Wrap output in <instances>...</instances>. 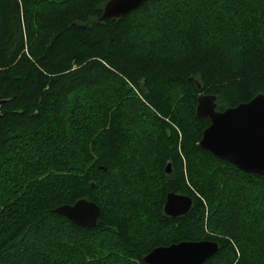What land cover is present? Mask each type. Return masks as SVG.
I'll use <instances>...</instances> for the list:
<instances>
[{"label": "trees", "instance_id": "1", "mask_svg": "<svg viewBox=\"0 0 264 264\" xmlns=\"http://www.w3.org/2000/svg\"><path fill=\"white\" fill-rule=\"evenodd\" d=\"M107 1L68 0L62 6L57 0H43L42 4L38 0H0V264H28L26 257L31 253L47 260L50 245L33 248V237H42L48 219L76 235L71 238L76 249L60 252L59 264H77L78 260L80 264H113L95 257L103 252L116 253L123 264H146L141 257L152 248L182 240L218 243V251L203 264H213L221 256L232 259L228 264H255L258 252L249 236L217 214L212 198L230 178L250 186L255 197L241 199L249 195L237 193L240 201L232 203L242 211L243 221L264 227V210L259 207V217L254 204L264 200V177L241 171L199 147L209 120L198 119L195 106L200 93L214 94L219 111L264 94V8L260 7L264 2L244 0L246 7L233 13L232 27L238 37L231 41L230 50L237 55L232 59L223 48H208L207 53L194 49L187 37L190 33L184 32L209 31L207 11L197 20L184 18L193 27L158 31V18L171 13L163 4L173 0H145L124 17L101 21ZM69 4L75 7L65 14ZM137 14L154 23L133 27ZM211 29L218 31L215 26ZM154 33L167 38L174 54L160 46L162 55L155 49L140 55V48L125 44L130 36L152 41ZM111 69L122 72L132 85H127V91L140 106L147 105L159 114L157 125H144L145 133L132 143L123 133L120 98L105 101L103 89L93 90L92 78L101 73L110 76ZM189 78L197 80L200 88ZM174 87L187 107L185 112H176L165 98L169 97L165 91ZM120 95L118 87L113 97ZM50 112L51 123L62 131L59 148L52 135L42 137L45 115ZM128 160L127 167L123 166ZM167 162L171 163L168 175L164 173ZM112 170L119 177L111 181L117 188L123 178L120 173L128 174L146 193L140 194L138 189L133 197L139 199L125 200L120 212L113 203L99 199ZM154 176L155 188L150 189L147 183ZM169 191L192 198L187 214L177 218L164 215ZM151 195H156L155 203L148 200ZM80 198L100 208L97 224L91 229L54 212L57 206ZM131 226L136 227L135 232ZM250 231L255 234L262 229ZM103 234L104 241L89 240ZM86 236H90L88 240L82 239ZM230 240L238 248L237 257ZM67 241L54 249L64 248ZM94 242H98L96 246ZM46 260L40 264H48Z\"/></svg>", "mask_w": 264, "mask_h": 264}, {"label": "rangeland", "instance_id": "2", "mask_svg": "<svg viewBox=\"0 0 264 264\" xmlns=\"http://www.w3.org/2000/svg\"><path fill=\"white\" fill-rule=\"evenodd\" d=\"M43 0H38L39 4H42ZM47 1H51V2H55L56 0H47ZM68 0H57V3L61 4L67 2ZM262 2H264V0H261ZM253 2H257L256 0H253ZM252 2V3H253ZM106 3V2H105ZM104 3V4H105ZM245 1L244 0H173V1H169L166 4L163 5H167L164 9H167L169 11H171L170 14H168L167 16L158 18V21H160L157 26H156V30H160V31H165V30H170L172 31V29L175 27L177 29L178 26L181 27H185L186 26H191L193 27V23L188 24V21H186L184 18H188L189 16H192L193 19L199 18V17H204V15L206 14L205 12H209L210 14H207V19L210 21L208 22L207 26H208V30L209 31H204L201 28L200 29H195L192 31H187L184 30V32L190 33L189 37L190 39H192V43L191 45L193 47H195L194 49H198L200 52H205L207 53V49H213L215 51L217 50H221L222 48L229 51V55H231L232 59H237V55L236 53H234V51L230 50L231 45L233 44V41L235 39H237L238 35L235 33V31L233 30L234 27L232 23H234V15L233 13H237L239 12V10H243L244 7H246V5H244ZM103 4V6H104ZM160 4V3H159ZM258 4V2H257ZM162 4H160L161 6ZM256 5V4H255ZM63 6V5H62ZM102 6V8H103ZM248 6V5H247ZM67 10L65 12V14H67L69 11H71L75 6L72 5V8H70V4L67 6ZM220 7H222V9L224 10H220ZM262 9L264 8V4L262 6H260ZM260 8V9H261ZM66 9V8H65ZM64 9V10H65ZM154 9V8H153ZM249 8H246V11L248 12ZM63 11V10H62ZM163 11V8H162ZM216 13V14H215ZM219 13V14H218ZM212 14V15H211ZM170 15V17H168ZM184 19V20H181ZM203 22L206 20L205 18H202ZM218 19H220V23L218 24ZM133 21H134V25L133 27L135 28H140L143 25H147V24H151L154 23L153 19L142 16L141 14H137V16L133 17ZM187 22V23H186ZM196 22V21H195ZM198 22V21H197ZM196 22V23H197ZM207 22V20L205 21ZM231 22V23H230ZM188 24V25H187ZM212 24V25H211ZM218 24V25H217ZM212 26H215L217 30L211 29ZM179 29V28H178ZM217 31V32H216ZM157 33V32H156ZM152 34L153 40H149L148 38L144 37H136L134 36L133 38H129V40H127L125 42L126 45L130 46V47H138L140 48V55H142L145 52H149L155 49V53L164 54V50H162L161 48H159L160 46L164 47L166 46V50L165 52H168L169 54H174L173 50H171V45H169L166 41L167 38H164L162 36V33H160L161 35L159 36H155L158 34ZM155 38V39H154ZM156 38H159L158 40ZM172 42H170L171 44ZM207 47V48H206ZM228 55V56H229ZM112 72L110 74V76H104L101 73V76L97 77V78H92L95 83L93 90L96 91V87H98L97 89H103V95L105 97H102L103 100H111V99H118L120 98V102H122V106H121V122H122V128H123V133L125 135H127L130 138V141L132 143V141H136L138 140L137 137H139V134L145 133V126H151L154 123V126L157 125V120L156 117H159V114L154 112L153 110L150 109L149 106H140L141 104H139L137 101H135V97H131L132 92L127 91V85H129L130 87L132 86L127 80L126 78L123 76L122 72L118 71L117 69H111ZM119 78H120V83H119ZM125 82V84L123 83ZM120 85V86H119ZM120 88V97H113L116 94V88ZM168 92V93H167ZM165 93H167V95L169 97H165L167 102L169 104L172 105L173 108L176 109V112H185L186 111V105L182 102H180V97H177L178 91H177V87H174L173 89L167 90L165 91ZM112 97H109V96ZM139 99V97H138ZM141 100V99H140ZM140 112H143V115H141ZM51 117V112L47 113L45 115V120H44V125L46 127L45 129V133L42 137H45L47 135H52L55 138V142L54 144H56V147L59 148V146H61L60 141L62 142L63 138H62V131L60 128H58V126L53 125L51 123V120L49 119ZM144 118V120H142ZM167 122H169L168 119H165ZM156 124V125H155ZM154 126L152 129H154ZM145 127V128H144ZM175 127V126H174ZM158 128V126L156 127V129ZM177 128V127H175ZM178 129V128H177ZM156 133H160V131L156 132ZM142 138V137H140ZM42 138H39L38 140H41ZM37 140V141H38ZM36 141V142H37ZM35 142V143H36ZM124 157L121 154V158H120V164H122V159ZM128 161L124 162L123 166L127 167L128 165ZM205 167V166H203ZM119 169V168H118ZM118 172V170H116ZM119 173V172H118ZM148 174V173H146ZM120 176L123 177L122 179L120 178V188H117V185L113 184V182H111L112 180L116 181L118 177V175H116L115 171L112 170L110 177L106 178V185L103 188L102 191H100V195H99V199H105L108 200L110 203H113L115 209L120 212L124 210L123 207V203L125 200L132 198L133 197V193H136V191L138 193H142L143 195H146V193L144 194V191L142 190L141 185L137 182H135L133 180V178H130V176L128 174L122 175L120 173ZM155 176L152 178L151 177V181L149 180L147 184L150 185V189H154L155 188ZM224 189H219L215 192L212 200H214V202L212 203V207L215 208L217 214H219L220 216H223L224 221L227 220L226 222H232L233 224L237 225L241 231L240 233L247 237L249 236V240L253 243V247L256 248L255 250L258 252L254 255H256V258H253V262L255 264H262L264 262V250H261V252H259L258 249L260 248H264V246H260L259 243H263L264 244V227H260L257 225H253L250 224L248 222V220H244L243 221V216H242V211L240 212V210L238 208H235V204L233 205L232 201H240V198H238V194L241 193V195H249V196H241V199H249V197H255V193L252 192V189L250 188V186H243L241 183L232 180L231 178L228 180V182H226V185L223 186ZM261 188L263 189V187L261 186ZM120 189V190H119ZM258 190V189H257ZM237 195V196H235ZM152 196V195H151ZM133 198H136L137 200L139 199V197L137 195H134ZM156 195L152 196V198H148L152 199L150 200L151 203H155V199H156ZM202 200V199H201ZM258 202H255L254 204L256 205V209H257V214L260 217L259 214V207L262 208L264 210V200L262 198L257 199ZM204 204V202H203ZM218 204V205H217ZM238 204V203H237ZM227 209V210H226ZM206 215V214H205ZM253 229H262L261 232H255L251 233L250 230ZM131 230H134V232L136 231V227L131 226ZM204 230H207V227H204ZM133 232V231H132ZM42 237L41 238H37V240H35L34 236V247H39V246H46V245H50L51 249H50V253H48V255L46 256L47 260L44 259V257L42 256H37L36 254L31 253L28 257H26V260L28 261V264H40V262H44L45 260L48 262V264H56L57 262V258L59 257L60 252H64V253H72V252H66V251H73L72 249H76V248H72V245H77L76 243H72L71 241H74V236L73 233L69 232L68 230L66 231L65 229H61V227L58 226V224L53 220V219H48L47 221H45V226L44 229L42 230ZM105 234L103 235H97L93 238H91L90 236H86V237H82V239L88 240V238L90 237V241H94V240H103L106 239ZM65 247L61 248L59 247V249H54V247L56 245H60L61 242L66 241ZM260 240H262L260 242ZM115 241V240H113ZM231 245L233 246V249L235 251V255L236 257L239 256V252H238V248H236L237 246L235 245V243H233L231 240ZM98 242H94V246L97 245ZM70 244V245H69ZM260 246V247H258ZM66 248V249H65ZM62 249V251L60 250ZM58 253V256L56 255ZM67 255V254H64ZM109 256V258H108ZM95 257L97 258H101L103 259V261L107 262V261H113V264H123L124 260L123 258H121L120 256H118L116 253H105L103 252L101 255H96ZM107 258V259H106ZM111 258V259H110ZM10 260V259H9ZM232 259H230V257L228 256H221L219 258H217V260L213 263V264H228V262H230ZM51 261H55V262H51ZM46 262V263H47ZM77 264L81 263V260H78L76 262ZM45 264V263H44ZM57 264H59L57 262ZM60 264H64V263H60Z\"/></svg>", "mask_w": 264, "mask_h": 264}, {"label": "water", "instance_id": "3", "mask_svg": "<svg viewBox=\"0 0 264 264\" xmlns=\"http://www.w3.org/2000/svg\"><path fill=\"white\" fill-rule=\"evenodd\" d=\"M145 0H108L100 20L124 17L140 7ZM196 87L200 83L193 78ZM214 94L200 93L196 98L195 116L209 120L198 145L213 156L225 160L241 171L264 177V94L259 93L247 102H241L224 110L216 109ZM3 101H0V106ZM171 163L164 166L170 174ZM192 198L187 194L169 191L165 194L164 215L177 218L187 214ZM54 212L73 224L91 229L96 226L100 208L90 200L80 198L73 204H63ZM218 243L211 240H182L152 248L141 257L146 264H203L218 251Z\"/></svg>", "mask_w": 264, "mask_h": 264}]
</instances>
